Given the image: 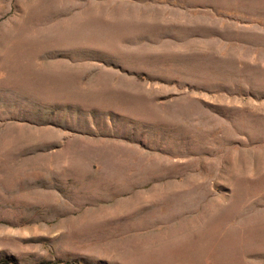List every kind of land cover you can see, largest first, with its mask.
<instances>
[{
	"label": "rangeland",
	"instance_id": "obj_1",
	"mask_svg": "<svg viewBox=\"0 0 264 264\" xmlns=\"http://www.w3.org/2000/svg\"><path fill=\"white\" fill-rule=\"evenodd\" d=\"M0 264H264V0H0Z\"/></svg>",
	"mask_w": 264,
	"mask_h": 264
}]
</instances>
